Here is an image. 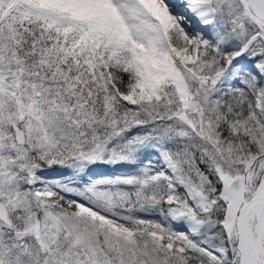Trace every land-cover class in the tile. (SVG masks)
<instances>
[{
	"label": "snow or ice",
	"instance_id": "1",
	"mask_svg": "<svg viewBox=\"0 0 264 264\" xmlns=\"http://www.w3.org/2000/svg\"><path fill=\"white\" fill-rule=\"evenodd\" d=\"M0 264H264V0H0Z\"/></svg>",
	"mask_w": 264,
	"mask_h": 264
}]
</instances>
